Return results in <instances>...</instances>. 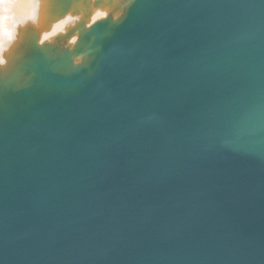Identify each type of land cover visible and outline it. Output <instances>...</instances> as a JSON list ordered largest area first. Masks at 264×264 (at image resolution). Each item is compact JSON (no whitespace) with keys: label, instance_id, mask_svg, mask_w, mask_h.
I'll return each instance as SVG.
<instances>
[{"label":"water","instance_id":"1","mask_svg":"<svg viewBox=\"0 0 264 264\" xmlns=\"http://www.w3.org/2000/svg\"><path fill=\"white\" fill-rule=\"evenodd\" d=\"M103 1L0 67V264H264V0Z\"/></svg>","mask_w":264,"mask_h":264},{"label":"bare ground","instance_id":"2","mask_svg":"<svg viewBox=\"0 0 264 264\" xmlns=\"http://www.w3.org/2000/svg\"><path fill=\"white\" fill-rule=\"evenodd\" d=\"M90 1V14L86 19V26L98 19H103L107 11L113 9L114 6L104 5L105 1H103L97 7H93L92 3L95 0ZM116 11H121V6ZM50 12L51 0H0V67L6 64V55L18 41L19 30L21 31L26 26L31 29V26H34L39 36V44L45 41L58 42L55 39L56 36L64 35L81 17V14L70 10L61 18L50 21ZM43 13L46 21L44 18L41 19ZM76 39L77 33L73 32L63 41V44L72 46Z\"/></svg>","mask_w":264,"mask_h":264},{"label":"rangeland","instance_id":"3","mask_svg":"<svg viewBox=\"0 0 264 264\" xmlns=\"http://www.w3.org/2000/svg\"><path fill=\"white\" fill-rule=\"evenodd\" d=\"M111 6V5H110ZM108 8H110L109 6H108ZM115 15H116V13H115Z\"/></svg>","mask_w":264,"mask_h":264}]
</instances>
